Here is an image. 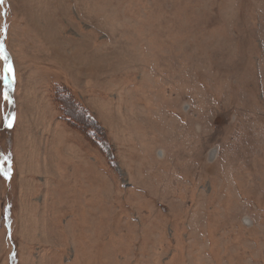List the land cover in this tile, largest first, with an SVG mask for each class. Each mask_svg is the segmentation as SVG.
<instances>
[{
    "label": "rangeland",
    "instance_id": "obj_1",
    "mask_svg": "<svg viewBox=\"0 0 264 264\" xmlns=\"http://www.w3.org/2000/svg\"><path fill=\"white\" fill-rule=\"evenodd\" d=\"M0 264H264V0H0Z\"/></svg>",
    "mask_w": 264,
    "mask_h": 264
},
{
    "label": "snow or ice",
    "instance_id": "obj_2",
    "mask_svg": "<svg viewBox=\"0 0 264 264\" xmlns=\"http://www.w3.org/2000/svg\"><path fill=\"white\" fill-rule=\"evenodd\" d=\"M5 71L11 73L12 71V68H11V65L10 63H7L5 65ZM6 126L7 127H11L12 126V120H7L6 121ZM5 160L6 161H9V165H8V168H7V171H3L2 174L5 176V178H10V175H11V166H10V158L9 157H5Z\"/></svg>",
    "mask_w": 264,
    "mask_h": 264
},
{
    "label": "trees",
    "instance_id": "obj_3",
    "mask_svg": "<svg viewBox=\"0 0 264 264\" xmlns=\"http://www.w3.org/2000/svg\"><path fill=\"white\" fill-rule=\"evenodd\" d=\"M69 117V116H68Z\"/></svg>",
    "mask_w": 264,
    "mask_h": 264
}]
</instances>
